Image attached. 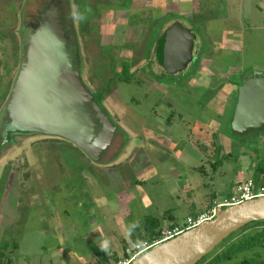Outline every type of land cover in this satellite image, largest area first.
<instances>
[{"label": "rangeland", "instance_id": "obj_1", "mask_svg": "<svg viewBox=\"0 0 264 264\" xmlns=\"http://www.w3.org/2000/svg\"><path fill=\"white\" fill-rule=\"evenodd\" d=\"M153 1L152 12L172 13L196 30L210 85L190 81L199 75L190 70L173 77V86L165 77L150 80L158 88L148 81L122 84L103 99L127 135L112 163L89 161L62 139L31 144L40 136L2 150L0 178L9 155L21 154L29 164L21 169L25 182L8 187L5 201L0 192L4 264H104L100 240H110L111 249L134 246L128 226L146 215L163 221L161 228L167 220L183 225L211 196L222 202L232 183L257 178V163L264 167V136L227 137L226 113L210 99L219 79L238 83L264 73V0ZM114 35L104 32L101 44L117 40ZM83 77L88 82L87 71ZM229 91L224 86L214 101L226 108Z\"/></svg>", "mask_w": 264, "mask_h": 264}, {"label": "water", "instance_id": "obj_2", "mask_svg": "<svg viewBox=\"0 0 264 264\" xmlns=\"http://www.w3.org/2000/svg\"><path fill=\"white\" fill-rule=\"evenodd\" d=\"M72 9L70 0H24L20 62L0 109V146L11 145L14 136L59 138L98 163L114 148L118 126L82 79L76 24L69 18ZM182 35L176 27L166 33L164 63L169 71L184 68L191 57ZM181 54V60L173 61ZM262 125L264 78L249 79L239 87L231 127L244 131ZM263 220L264 196L226 206L213 219L153 246L129 264H197L229 235Z\"/></svg>", "mask_w": 264, "mask_h": 264}, {"label": "flooded vegetation", "instance_id": "obj_3", "mask_svg": "<svg viewBox=\"0 0 264 264\" xmlns=\"http://www.w3.org/2000/svg\"><path fill=\"white\" fill-rule=\"evenodd\" d=\"M70 1L73 9L79 12H84V6L91 9V12L86 13L87 19L85 21H75V24L77 38L81 48L82 79L100 101L104 110L109 113L114 124L118 126V138L111 153L107 154L108 159L98 162V164H108L114 161L117 157L115 155L120 150L122 151L127 143V135L117 124L116 118L106 108L103 99L115 93L122 84L132 83L141 87L143 83L148 81V85L154 87L156 85L158 88L160 87L159 84L153 85L152 83L160 80L161 77H165V81H163L166 86H173V83H169L173 77H182L190 70H192V74H195V72L199 73L198 76L194 75L191 77L190 81L196 82L198 85L201 83L210 85L209 80L212 78V72L205 64L203 68L201 67L203 50L200 44L202 42L197 38L196 30L180 22L177 18L172 17V13L168 15L163 10H161L160 14L152 12L153 8L158 7L153 0ZM23 3L24 0H0V109L7 99L18 72L20 62L18 28ZM173 27L185 33V36L183 34L180 40H182L183 46L189 45L191 57L188 59L184 68L174 70L173 67V70L169 71L164 63L167 53L165 37L166 33ZM104 32H113L115 34L114 36H117L116 39H121L122 42L113 40L111 43L101 44L100 39ZM122 35L124 36L122 37ZM182 56L181 54L178 57H173V61L181 60ZM124 67L128 70L125 71ZM86 71L88 82L83 77ZM259 78H264V73L256 70L248 74L238 83L233 80V77L227 78L228 80L225 78L224 81L219 79L213 88L210 99L214 105L223 108L226 113L227 133L225 135L227 137L229 135L231 138L236 139L246 133H250L253 136H264V125L259 128L251 127L244 131H236L231 127L239 87L249 79ZM224 86L231 87V91L225 94L228 98L226 108L218 105L214 101V98L222 93ZM25 138L29 140L32 137L14 136L11 145L18 146ZM48 139L58 141L59 138L39 137L37 140L31 141V144L47 141ZM68 143V146L72 145L71 147L77 149L89 161L91 160L79 147L69 141ZM6 148L0 146V154ZM215 151L220 152L221 148L216 146ZM10 160L16 164L12 165ZM28 165V161L23 159L21 154L9 155L1 164L0 192L2 198H4L3 201L7 197L8 187L20 186V184L25 182L26 175L25 173H21V169ZM260 167L262 166L257 163L256 170L258 175L260 174ZM0 245H3V242Z\"/></svg>", "mask_w": 264, "mask_h": 264}, {"label": "trees", "instance_id": "obj_4", "mask_svg": "<svg viewBox=\"0 0 264 264\" xmlns=\"http://www.w3.org/2000/svg\"><path fill=\"white\" fill-rule=\"evenodd\" d=\"M124 70L127 71L128 69L124 67ZM259 172L260 174L254 181L264 183V168L260 167ZM166 215L164 213L162 217ZM169 218H172V216L169 215ZM160 229L161 221L153 216L146 215L129 237L132 242L152 240L159 237ZM5 247L6 244L0 245V249ZM243 253L246 254L239 256ZM98 255L101 258L100 261L104 264H109V259H119L112 250H110V254L100 250ZM4 258L5 256L0 250V264H4ZM197 264H264V220L249 223L235 231Z\"/></svg>", "mask_w": 264, "mask_h": 264}, {"label": "built area", "instance_id": "obj_5", "mask_svg": "<svg viewBox=\"0 0 264 264\" xmlns=\"http://www.w3.org/2000/svg\"><path fill=\"white\" fill-rule=\"evenodd\" d=\"M264 196V183L255 182L251 177L234 184L232 192L222 202L213 201L212 204L204 211L197 213L195 217H187L183 225H174L172 227L160 230L159 237L152 240H143L126 247L120 259L113 261L111 264H129L136 257L148 251L153 246L173 238L182 232L197 226L198 224L213 219L217 213L226 206L240 204L241 202L253 198Z\"/></svg>", "mask_w": 264, "mask_h": 264}, {"label": "clouds", "instance_id": "obj_6", "mask_svg": "<svg viewBox=\"0 0 264 264\" xmlns=\"http://www.w3.org/2000/svg\"><path fill=\"white\" fill-rule=\"evenodd\" d=\"M89 12H91L90 8L85 9L84 12H79L76 9H72L70 10L69 18L73 19L74 21L83 22L87 19L86 13H89ZM137 227L138 225L135 222L130 224L127 229V235L130 236L131 232L134 231ZM98 247L101 251L105 252L106 254H110L111 241L106 238L102 239L98 242Z\"/></svg>", "mask_w": 264, "mask_h": 264}, {"label": "crops", "instance_id": "obj_7", "mask_svg": "<svg viewBox=\"0 0 264 264\" xmlns=\"http://www.w3.org/2000/svg\"><path fill=\"white\" fill-rule=\"evenodd\" d=\"M247 178H250L249 176L248 177H245L244 179H242V181H244L245 179H247ZM253 180H254V177H251ZM238 182H240V181H238ZM257 182V181H256ZM234 184L235 183H232V186H230V189H229V191H226L227 192V194L228 195H230V193L232 192V189H233V187H234ZM213 201H216V199H215V197L214 196H211V204H212V202ZM216 202H218V201H216ZM211 204H209V205H207V206H210ZM163 221H161V227L163 226V223H162ZM167 223V224H166ZM164 225L165 226H167V227H164V228H168V227H172V226H174V225H178V224H176V223H171L169 220H167V222H166ZM172 225V226H171ZM161 229H163V228H161ZM128 238H130L129 237V235H128ZM121 239H124V238H121ZM126 248V246H123L122 247V245L120 246V247H113L112 249H110V250H112V252L113 253H115V255H117V257L120 259L121 258V256L123 255V251H124V249ZM117 258V259H118ZM113 261H115V259L113 260V259H109V264H111Z\"/></svg>", "mask_w": 264, "mask_h": 264}]
</instances>
